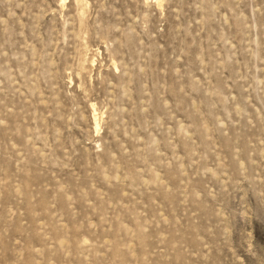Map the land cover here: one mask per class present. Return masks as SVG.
<instances>
[{"label": "rangeland", "instance_id": "1", "mask_svg": "<svg viewBox=\"0 0 264 264\" xmlns=\"http://www.w3.org/2000/svg\"><path fill=\"white\" fill-rule=\"evenodd\" d=\"M0 264H264V0H0Z\"/></svg>", "mask_w": 264, "mask_h": 264}, {"label": "bare ground", "instance_id": "2", "mask_svg": "<svg viewBox=\"0 0 264 264\" xmlns=\"http://www.w3.org/2000/svg\"><path fill=\"white\" fill-rule=\"evenodd\" d=\"M96 121H97V120H96ZM96 125H97V124L95 123V126H96ZM97 126H98V125H97ZM97 126H96V127H97ZM96 129H97V128H96Z\"/></svg>", "mask_w": 264, "mask_h": 264}]
</instances>
